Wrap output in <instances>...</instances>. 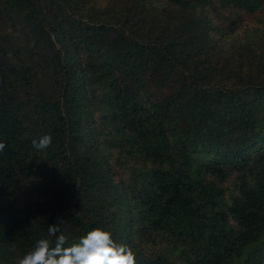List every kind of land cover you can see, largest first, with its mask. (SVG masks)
<instances>
[{
    "label": "trees",
    "instance_id": "obj_1",
    "mask_svg": "<svg viewBox=\"0 0 264 264\" xmlns=\"http://www.w3.org/2000/svg\"><path fill=\"white\" fill-rule=\"evenodd\" d=\"M103 2L11 8L59 81L27 110L0 56V264L60 220L69 244L103 228L136 264H264V0ZM21 168L42 176L23 206Z\"/></svg>",
    "mask_w": 264,
    "mask_h": 264
},
{
    "label": "rangeland",
    "instance_id": "obj_2",
    "mask_svg": "<svg viewBox=\"0 0 264 264\" xmlns=\"http://www.w3.org/2000/svg\"><path fill=\"white\" fill-rule=\"evenodd\" d=\"M17 0H0V45L2 47L0 56L4 63L15 64L17 68L24 72L25 87H22L26 109L31 111V107L39 102L42 95L50 99L58 98L57 83L59 81L58 68L52 58L51 45H43L31 34L30 28L21 22V18H16V14L11 8ZM142 0H104L105 7L112 8L116 12H122L125 8H132ZM253 22V19L249 20ZM50 22H48L49 24ZM58 48V45H56ZM5 50V51H4ZM35 109V107H34ZM18 176L14 175L15 191L18 202L23 206L27 201H34L36 193L33 186L42 179L41 174L33 172L29 179L25 176V168L18 171ZM26 179V180H25ZM40 185V183H39ZM33 232H23L18 243L22 248H27L28 240L33 237ZM24 255L20 254V258ZM175 255L169 257L170 261L175 259Z\"/></svg>",
    "mask_w": 264,
    "mask_h": 264
},
{
    "label": "clouds",
    "instance_id": "obj_3",
    "mask_svg": "<svg viewBox=\"0 0 264 264\" xmlns=\"http://www.w3.org/2000/svg\"><path fill=\"white\" fill-rule=\"evenodd\" d=\"M52 144L51 134L32 141V147L44 151ZM6 147L0 142V152ZM63 220L49 225L47 236L40 238L34 248L19 259L18 264H136V254L127 243L119 242L103 228H93L78 241L69 244L61 231Z\"/></svg>",
    "mask_w": 264,
    "mask_h": 264
}]
</instances>
